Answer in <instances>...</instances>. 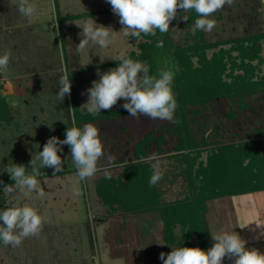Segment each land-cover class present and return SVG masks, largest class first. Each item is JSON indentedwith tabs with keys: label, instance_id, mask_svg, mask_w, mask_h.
<instances>
[{
	"label": "rangeland",
	"instance_id": "obj_1",
	"mask_svg": "<svg viewBox=\"0 0 264 264\" xmlns=\"http://www.w3.org/2000/svg\"><path fill=\"white\" fill-rule=\"evenodd\" d=\"M31 2L36 5V13L32 17H24L11 0H0V54H11L8 70L0 73V95L5 96L12 111L7 121H0V177L9 175L6 168L11 163L24 165L27 174H30L32 156L43 150L50 137L56 136L63 140L66 130L71 126L81 129L89 123L96 126L100 130L104 154L98 161L97 173L83 181L79 179L77 171L54 174L52 168H39L37 165L39 172L44 173L36 177L43 195L25 191L19 196L24 204L38 210L43 219L42 230L38 236L23 240L18 247L4 246L2 243L0 264H108L107 261H113V258H119L120 264H124L123 258H156L162 252L168 254L169 248L160 239L165 223L157 212L143 214L142 217L141 214H126V224L119 226L124 230L116 237L112 229H109V233L105 229L102 231L97 223L103 217L97 216L100 212L105 213L108 207L94 192V182L102 176L121 172L133 162L136 142L146 134L155 132L156 137L163 136L166 140L161 154L164 157L160 158L157 151L159 146L153 143L154 150L149 152V158L152 159L155 155L164 173L166 201L183 198L181 195L187 193L182 188L183 179L182 182L173 180L175 175L179 177L184 167L181 162L178 163L181 153L175 151L176 139L167 129L174 117L167 121L128 115L95 119L88 121L89 123L81 121V116L84 117L88 112L85 104L89 99L87 89L92 86V82L100 78L98 74L118 67V64L109 63L120 60L122 50L126 52V56L132 51L139 52V43L145 40L144 37L137 39L119 33L122 25L119 17L113 13L104 12L92 17L97 24L111 26L117 31L116 39L107 48H100L90 42L85 49H79L82 64L90 69L84 74L72 76L75 96L71 91L70 96L60 102L57 99L59 81L62 72L65 73L66 70L59 41L60 13L107 10L111 5L106 0ZM188 14L189 11L178 10L177 17L169 28L173 42L181 46L191 42L196 35L192 31L194 24L189 27L187 19H183ZM90 18L76 20L78 43L82 29L77 25ZM211 18L215 20L216 26L211 33H203L205 41L216 47L207 49L208 57L220 51L221 47L230 48V41L233 39L264 33V0H234L233 5H225ZM261 44V56L264 60V39ZM100 57L105 60L101 62ZM199 59L200 51L192 56L194 66L199 65ZM162 64L167 66L168 61L161 62ZM261 70L264 74V62ZM67 74L70 78L68 70ZM73 98H76L80 112L74 111ZM246 99L248 106L245 110L239 108L238 102L234 104L227 98L216 99L202 106H187L189 113L195 112L191 129L198 143L204 146L206 141L230 142L247 134L264 132V91ZM124 102L123 99L119 100L112 110L122 108ZM53 122L52 128H49L47 124ZM59 155L63 159V171L75 168L68 145L63 146ZM5 186L0 188V192L6 208L12 206L16 193L8 194L4 190ZM245 198H254L251 206L263 215L259 217L263 220L264 194ZM218 202H226L225 210L232 205V216L238 213L229 199ZM211 205V208L215 206L213 202ZM251 206L235 207L246 211ZM143 220L145 221L142 222ZM229 227L237 228L234 223L229 224ZM262 229H259L258 241L264 239V235H261L264 232Z\"/></svg>",
	"mask_w": 264,
	"mask_h": 264
},
{
	"label": "trees",
	"instance_id": "obj_2",
	"mask_svg": "<svg viewBox=\"0 0 264 264\" xmlns=\"http://www.w3.org/2000/svg\"><path fill=\"white\" fill-rule=\"evenodd\" d=\"M104 12L113 13L111 8L83 13H60L58 26L61 51L65 69L70 72L72 92H75L74 75L84 74L90 69L81 61L76 20L95 17ZM197 18L196 12L189 10L187 25L190 27ZM141 36L145 40L139 43V52L132 51L127 58L145 63L150 76L158 77L161 71H171L174 74L171 87L177 108L174 120L167 129L176 139L175 151L181 153L178 163L181 162L184 166L179 177L175 175L173 180L182 182L183 179L182 188L187 193L181 195V199L178 197L174 201H166L164 175L155 186H149L153 164L157 161L149 158V152L154 150L155 143L159 146L157 151L160 158L164 157L161 154L166 142L163 136L156 137L155 132L146 134L136 142L134 160L121 172L110 175V178L102 176L95 180L94 192L108 207V216L157 212L165 223L164 240L168 245L199 247L207 251L205 219L209 202L217 198L264 190V132L247 134L230 142L206 141L202 146L191 129L195 112L189 113L187 106H202L216 99L227 98L234 104L238 102L239 108L245 110L248 106L246 97L264 91V74L261 70L264 62L261 56L264 33L233 39L230 41V48L221 47L211 57L207 56L206 51L216 45L206 42L201 30H197L191 42L184 46L175 44L169 31L160 33L157 29L155 36ZM159 40H163L162 48L156 46ZM199 51V65L194 66L192 56ZM164 61H168L167 66L161 65ZM119 63L120 60H117L109 64ZM63 75L62 72L61 76ZM73 103L74 111L80 112L75 107V98ZM11 112L5 96L0 95V121H7ZM128 115L122 107L107 112H87L84 117L81 116V121L89 123L88 121L95 119ZM230 117L233 118L232 113ZM76 171V168H70L55 174ZM42 174L44 175L39 172L37 177ZM12 183L9 175L0 177V188ZM4 201L0 192V210L5 209Z\"/></svg>",
	"mask_w": 264,
	"mask_h": 264
},
{
	"label": "clouds",
	"instance_id": "obj_3",
	"mask_svg": "<svg viewBox=\"0 0 264 264\" xmlns=\"http://www.w3.org/2000/svg\"><path fill=\"white\" fill-rule=\"evenodd\" d=\"M17 10L24 17H32L36 13V5L31 0H11ZM111 5L113 14L119 17L122 25L121 33L125 37L137 39L143 35L167 33L171 22L177 17L178 10L188 12L194 10L199 18L194 22L193 33L202 30L211 33L216 22L212 15L225 5H233L234 0H106ZM186 20L187 18H183ZM82 29L79 49H85L89 43L100 48H107L116 39L117 31L111 26L97 24L94 19L84 20L77 25ZM157 47L164 46L163 40L157 42ZM9 52L0 54V73L6 72L10 63ZM101 62L105 58L100 57ZM100 78L92 82L87 89L89 96L87 111L89 113L111 111L117 102L123 99V109L132 117L145 116L149 119L173 120L177 102L172 91L173 73L161 71L159 76H150L149 69L143 63L127 58L126 52H120L118 67L98 74ZM60 87L57 99L63 102L70 96L72 81L67 70L59 81ZM53 123L47 124L52 128ZM68 145L71 150L73 164L80 180L93 177L98 171V161L103 156V143L100 130L89 123L83 128L71 126L66 130L63 140L56 136L50 137L43 146V150L32 156L31 173L27 174L22 164H8L6 172L12 184L4 187L13 196V204L0 210V242L4 246L18 247L23 240L38 236L43 227V219L35 208L24 204L20 193L36 192L43 195L40 183L36 178L39 168H52L55 173L63 171V159L59 153L63 146ZM153 160H157L155 155ZM39 166V168L37 167ZM107 175V174H106ZM163 171L159 161L153 164V174L149 186H155L162 178ZM110 178V176H107ZM264 235V232H261ZM213 246L205 251L199 247H173L168 253H161L163 264H224L227 258L232 264H264V253L258 249L247 248V241L236 231H223L211 234ZM258 238V237H257ZM166 257V258H165Z\"/></svg>",
	"mask_w": 264,
	"mask_h": 264
},
{
	"label": "crops",
	"instance_id": "obj_4",
	"mask_svg": "<svg viewBox=\"0 0 264 264\" xmlns=\"http://www.w3.org/2000/svg\"><path fill=\"white\" fill-rule=\"evenodd\" d=\"M59 41H60V39H59ZM60 46H61V43H60ZM73 94H75V92H73ZM75 100H76V98H75ZM76 108L77 109L79 108L77 101H76ZM82 108H80V110H82ZM259 194H264V190L249 193V194L232 195V196H227V197H223V198H217V199L211 200L209 202V207H208V211L206 213V219H205L208 249H210L214 243V241L211 238V234H215V233L219 232L218 230H220L221 232H223V231H229V232L236 231L240 234V236L243 239H245L247 241V244H246L247 248H255V249H258L261 253H264V239L261 241H258V239H259L258 236L260 234L259 229L262 227L263 228L262 230L264 231V219L263 220L259 219V217L260 216L262 217L263 215L258 213L257 210L251 206L254 204V198H249V199L245 198L248 196L259 195ZM226 199H229L230 201H232V204H234L237 207L246 206V205L248 207L251 206V208H250L251 210L248 209V210L244 211L243 208L242 209L236 208L233 205L234 206L233 209H236V211L238 213H235L236 215L233 214V216H232V212H231L232 208H230L232 205L227 210H225L224 208L226 206V202L224 204H219L220 202H218V201H226ZM241 201H243L244 203ZM212 202H213V205L215 204V206L213 208H211ZM101 213L102 212L98 213L99 216H97V217H103V220H100V222L97 223V226L100 227L101 229H103L102 231H104V229H105L106 233H107V231L109 233V229L110 230L112 229L115 237L118 236V234L124 230L123 228H120L119 226L126 224V219H125V217H127L126 214L125 215L119 214L116 216H108L107 215V209H105V213H103V214H101ZM150 213H155V212H147V213H143V214L147 215ZM143 214H141V217L143 216ZM102 215H104V216H102ZM133 215H136V214H133ZM137 215H139V214H137ZM144 221L145 220H143L142 222H144ZM231 223H234L237 228L229 227V224H231ZM218 226H219V228H218ZM163 229L165 230V227L162 228L160 239H162L164 245H166L169 248L168 253H170V251H172L171 250L172 247H179V246L168 245L165 242ZM123 259H124V264H163V261H161L158 256H156V258H136V259L123 258ZM107 260H109V258ZM112 260L113 261H111V260L107 261L108 264H120L119 258H113ZM224 264H232V261H230L226 258L224 260Z\"/></svg>",
	"mask_w": 264,
	"mask_h": 264
}]
</instances>
